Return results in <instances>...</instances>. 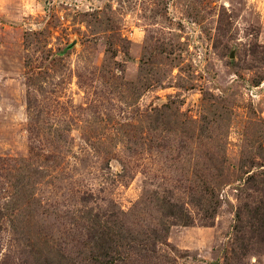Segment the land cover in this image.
Here are the masks:
<instances>
[{"label":"rangeland","instance_id":"rangeland-1","mask_svg":"<svg viewBox=\"0 0 264 264\" xmlns=\"http://www.w3.org/2000/svg\"><path fill=\"white\" fill-rule=\"evenodd\" d=\"M158 222L121 264H264V0H0V264H110Z\"/></svg>","mask_w":264,"mask_h":264},{"label":"trees","instance_id":"trees-1","mask_svg":"<svg viewBox=\"0 0 264 264\" xmlns=\"http://www.w3.org/2000/svg\"><path fill=\"white\" fill-rule=\"evenodd\" d=\"M157 210L162 214V217L166 220L172 219L171 224H182L184 226H191L196 223H199L204 226H211L212 220L215 217L216 207L213 208V211L207 212L204 211L203 217L196 221L195 215L187 209V204L183 203L177 197L173 196H166L162 198H157ZM124 216L125 213L121 212V216ZM157 225V226H156ZM154 224L152 227L149 225V230H135L134 233L138 234V238L135 240L129 239L125 245H122L123 251L118 256L117 264H121L122 262H129L133 259H127L132 254L136 256L135 260L140 262L150 260L154 255L156 257L158 253V246L161 244H165L166 238L168 235V230L170 228V224L166 225V223H159ZM142 226V225H141ZM108 234V233H105ZM136 236V237H137ZM112 242V241H111ZM131 242V243H129ZM129 243V244H127ZM109 244L108 248H110V242L106 243ZM125 255H128L125 257ZM133 256V257H134ZM126 258V259H125ZM115 261L110 262V264H115ZM108 264V263H107Z\"/></svg>","mask_w":264,"mask_h":264}]
</instances>
